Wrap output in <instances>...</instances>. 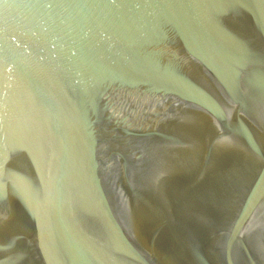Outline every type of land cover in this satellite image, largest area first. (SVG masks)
Returning <instances> with one entry per match:
<instances>
[{
  "label": "water",
  "instance_id": "obj_1",
  "mask_svg": "<svg viewBox=\"0 0 264 264\" xmlns=\"http://www.w3.org/2000/svg\"><path fill=\"white\" fill-rule=\"evenodd\" d=\"M0 264H264V0H0Z\"/></svg>",
  "mask_w": 264,
  "mask_h": 264
}]
</instances>
